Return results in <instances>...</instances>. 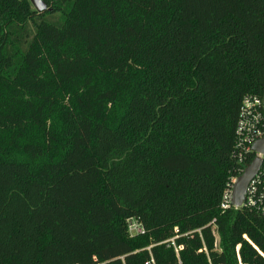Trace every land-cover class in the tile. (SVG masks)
Masks as SVG:
<instances>
[{
  "label": "trees",
  "instance_id": "16d2710c",
  "mask_svg": "<svg viewBox=\"0 0 264 264\" xmlns=\"http://www.w3.org/2000/svg\"><path fill=\"white\" fill-rule=\"evenodd\" d=\"M44 1L0 0V264H264L221 207L264 0Z\"/></svg>",
  "mask_w": 264,
  "mask_h": 264
},
{
  "label": "built area",
  "instance_id": "2783aa9c",
  "mask_svg": "<svg viewBox=\"0 0 264 264\" xmlns=\"http://www.w3.org/2000/svg\"><path fill=\"white\" fill-rule=\"evenodd\" d=\"M264 138V97L248 94L242 99L237 126L235 131V143L233 157L239 164L237 173L230 176L222 196L221 207L240 208L248 207L256 209L264 214V153L256 151L254 144ZM262 158L258 172L249 181L245 200L241 206L232 204L234 186L246 167L256 158ZM135 221V220H133ZM129 221V231L132 235L143 232L141 224Z\"/></svg>",
  "mask_w": 264,
  "mask_h": 264
},
{
  "label": "water",
  "instance_id": "95a60500",
  "mask_svg": "<svg viewBox=\"0 0 264 264\" xmlns=\"http://www.w3.org/2000/svg\"><path fill=\"white\" fill-rule=\"evenodd\" d=\"M31 5L38 12H42L48 9V6L44 0H29ZM256 151L264 153V138L257 141L254 144ZM262 163V158L256 157L245 169L242 175L239 176L232 194V204L235 206H241L245 200V194L247 186L252 177L258 172Z\"/></svg>",
  "mask_w": 264,
  "mask_h": 264
},
{
  "label": "rangeland",
  "instance_id": "374dc122",
  "mask_svg": "<svg viewBox=\"0 0 264 264\" xmlns=\"http://www.w3.org/2000/svg\"><path fill=\"white\" fill-rule=\"evenodd\" d=\"M132 223L136 224L135 221L131 220Z\"/></svg>",
  "mask_w": 264,
  "mask_h": 264
}]
</instances>
